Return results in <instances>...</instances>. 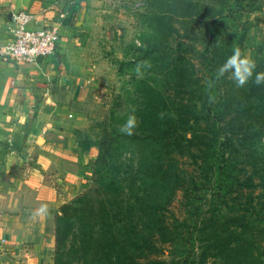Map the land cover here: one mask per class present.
<instances>
[{
	"label": "rangeland",
	"instance_id": "rangeland-1",
	"mask_svg": "<svg viewBox=\"0 0 264 264\" xmlns=\"http://www.w3.org/2000/svg\"><path fill=\"white\" fill-rule=\"evenodd\" d=\"M143 1L87 0L76 44L83 75L77 81L79 89L72 105L60 103L56 109L66 116L80 150L73 155L70 175L51 182L56 208L42 207L50 219L64 204L90 209L97 225L87 264H191L193 252L200 250L198 231L211 220L221 224L230 209H241L243 201L251 199L254 211L264 216V191L254 189L250 197L241 183L244 172L264 170V148L243 149V126L247 124L243 105L229 110L216 106L218 95H198L195 82L208 81L211 66L207 58L198 60L189 50L194 74L189 76L190 87L177 93L178 81L172 80L169 62L161 55L157 62L147 57V44L154 38L147 19L149 22L154 11H161L151 0L145 8ZM234 3L233 15L223 18L234 44L231 49L239 47L255 58L258 48L264 49V0ZM170 21L173 48L180 42L190 50L204 48L210 37L206 21L200 17ZM179 103L188 107V125L180 124L178 116L173 121L169 118L176 114ZM133 111L137 125L131 136L168 134L177 128L186 132L193 147L188 139L183 141L184 154L180 155L168 152L163 141L156 145L155 139H130L119 128ZM105 132L110 148L102 153L98 143ZM199 132L213 139L209 152L220 148L231 163L224 183L216 182L212 173L205 180L202 170L207 166L205 157L210 156L207 147L202 146L203 152L195 158L187 153L188 148L196 152ZM168 165L171 180L166 182L158 169ZM192 180L200 183L203 196ZM29 190L34 192L33 187ZM78 241L71 237V243ZM50 259L47 264H52Z\"/></svg>",
	"mask_w": 264,
	"mask_h": 264
},
{
	"label": "crops",
	"instance_id": "crops-1",
	"mask_svg": "<svg viewBox=\"0 0 264 264\" xmlns=\"http://www.w3.org/2000/svg\"><path fill=\"white\" fill-rule=\"evenodd\" d=\"M58 1L0 0V46L13 40L9 12L22 8L34 15L30 28L48 25L59 35L52 56L35 63L0 60V264L50 262L58 211L50 219L42 206L56 208L51 182L70 175L80 150L56 109L72 105L83 75L76 44L87 0H65L63 10Z\"/></svg>",
	"mask_w": 264,
	"mask_h": 264
},
{
	"label": "trees",
	"instance_id": "trees-1",
	"mask_svg": "<svg viewBox=\"0 0 264 264\" xmlns=\"http://www.w3.org/2000/svg\"><path fill=\"white\" fill-rule=\"evenodd\" d=\"M148 1L144 0L142 6L147 8ZM234 1L151 0L152 6L155 4L156 9L158 8L161 12L156 14L154 11L151 20L148 22L147 19L148 27L154 37L153 41L147 44V57L157 62V56L161 55L163 60L169 62L172 80L178 81L179 90L177 93H182L181 91L190 87L189 76L192 77L194 74V65L187 55L188 50L193 52L192 56L197 57L198 60L207 58L211 66L208 73L209 79L201 85L195 82L196 92L198 95L202 92L218 95L219 99L215 103L216 106H225L229 110L235 106L243 105L247 124L243 126L241 141H243V149L247 151L248 148L252 149L256 145L264 148V85L257 86L249 82L243 88H236L230 80L224 78L216 80L212 75L213 71L218 68L219 61L226 55H230L231 48L234 46L223 19L233 15L231 10L233 5H236ZM238 5L240 4L238 3ZM163 12L169 15L170 19L165 18ZM198 17L207 22L205 29L210 35L204 48L201 50L192 48L190 50L185 44H180L182 42L174 45L173 48L171 46L173 38L168 20H185L188 18L196 20ZM212 36L214 39L217 36L215 44L214 39L212 44ZM254 59L257 60V71H264V49L262 47L258 48ZM178 77H180L179 80L176 79ZM199 98L203 97L200 96ZM187 108L183 103H179L176 107V114H171L169 118L173 121L174 117L178 116L181 120L180 124L188 125L190 118ZM205 109L206 112H209L207 107ZM168 131V134H150L129 138L135 140L155 139L156 145H160L163 141L162 146L168 152L183 155L185 148L183 141L188 139L186 132L177 128ZM196 135V152L191 151L190 148L187 150V153H190L189 156L193 158L197 157L198 152H203L202 146L207 147L209 152L210 146L213 145V139H207L205 134L199 132ZM107 138L108 135L105 132L102 140L98 143L99 151L102 153L104 150L107 152L110 148ZM188 142L192 144L191 139H188ZM261 142L262 144H260ZM209 153L210 156L205 157L207 166L202 170L205 180L209 177V173H212L216 182L224 183L229 175L231 163L220 148H215L214 153ZM170 168L171 166L168 165L165 169H158L162 172V179L166 182L171 180ZM153 177L156 178L157 175L155 174ZM191 183L197 190L196 192L203 196V193L200 192L202 187L200 183L196 184L193 180ZM241 183L243 188L249 192L250 197L255 192L254 189L260 188V191L263 192L264 170L252 169L244 172ZM253 201L252 199L248 202L243 201V208L241 209H230L226 219L221 224L211 220L198 231L201 237L199 240L200 250L199 253L193 252L191 264H264V216L254 211L255 203ZM92 215L90 209L85 207H75L70 204L59 207L54 218L52 264H87V255L93 241L94 228L97 225ZM72 236L79 239L78 243H71ZM185 258L189 257L185 256ZM126 264L143 263L129 261Z\"/></svg>",
	"mask_w": 264,
	"mask_h": 264
},
{
	"label": "built area",
	"instance_id": "built-area-1",
	"mask_svg": "<svg viewBox=\"0 0 264 264\" xmlns=\"http://www.w3.org/2000/svg\"><path fill=\"white\" fill-rule=\"evenodd\" d=\"M64 4L60 0L55 6ZM8 30L13 37L11 42L0 46V60L16 63H35L37 59L52 56L59 42L57 29L45 25L39 28H30L34 15L26 9L12 10L8 14ZM69 117H71L69 115Z\"/></svg>",
	"mask_w": 264,
	"mask_h": 264
},
{
	"label": "clouds",
	"instance_id": "clouds-1",
	"mask_svg": "<svg viewBox=\"0 0 264 264\" xmlns=\"http://www.w3.org/2000/svg\"><path fill=\"white\" fill-rule=\"evenodd\" d=\"M137 71L139 72V66ZM221 78L230 80L236 88H243L249 82L257 86L264 85V71H257V60L242 52L239 47H234L231 54L216 69L215 79ZM136 125L137 118L133 111L120 125L119 131L124 135L131 136Z\"/></svg>",
	"mask_w": 264,
	"mask_h": 264
}]
</instances>
